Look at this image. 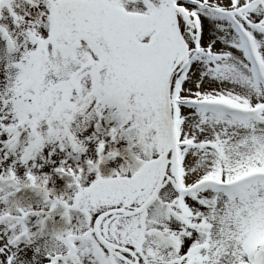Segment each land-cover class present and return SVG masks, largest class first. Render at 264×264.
<instances>
[{
  "label": "snow or ice",
  "instance_id": "1",
  "mask_svg": "<svg viewBox=\"0 0 264 264\" xmlns=\"http://www.w3.org/2000/svg\"><path fill=\"white\" fill-rule=\"evenodd\" d=\"M0 264H264V0H0Z\"/></svg>",
  "mask_w": 264,
  "mask_h": 264
}]
</instances>
